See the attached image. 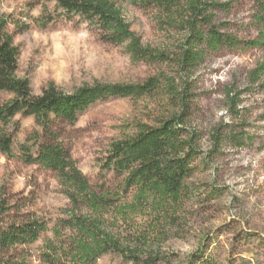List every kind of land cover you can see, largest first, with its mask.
<instances>
[{
	"label": "rangeland",
	"instance_id": "1",
	"mask_svg": "<svg viewBox=\"0 0 264 264\" xmlns=\"http://www.w3.org/2000/svg\"><path fill=\"white\" fill-rule=\"evenodd\" d=\"M214 1L219 5L209 10L211 25L234 43L216 48L202 44V61L181 70L176 60L189 35L182 13L168 16L157 8L141 9L127 0L117 1L140 44L167 55L163 60L138 59L131 55L127 42L115 45L102 40L79 17L55 15L47 25H39L40 21L33 19L44 16L41 0H0V16H9L7 31L19 48L16 74L29 79L34 95L49 82L72 92L95 83L135 85L156 79L157 86L145 95L98 101L74 123L58 124L60 140L96 190L102 183L114 190L120 181L100 167L110 144L137 132L142 124L155 126L179 112L177 100L171 97L173 88H185L190 94L186 97L190 106L185 127L199 135V155L188 179L192 197L176 209L161 207L148 198L147 204L131 210L136 203L131 191L115 202L126 206L124 214L115 211L104 216L109 230L135 248L139 264L149 257L157 258L159 264H187L189 255L200 248L213 264H264V92L242 95L239 121L230 117L224 95L229 85L243 87L248 72L264 59V47L245 45L261 31L256 19L259 8L256 0ZM48 11L54 13L53 3L48 4ZM24 23L28 28L20 31L17 26ZM12 97L0 90V105ZM15 120L20 123L13 146L18 154L17 144L23 142L34 122L21 114ZM231 122L235 130L250 138L248 144L234 146L226 140L218 151H211L213 129ZM0 200L9 208L4 222L27 213L53 221L59 208L68 203L49 169L26 164L17 156L7 159L1 153ZM51 239L49 230L37 241L10 251L6 260L11 264H47L41 256L46 252L45 242ZM127 260L110 251L95 264H128ZM68 262L62 260L61 264Z\"/></svg>",
	"mask_w": 264,
	"mask_h": 264
},
{
	"label": "trees",
	"instance_id": "2",
	"mask_svg": "<svg viewBox=\"0 0 264 264\" xmlns=\"http://www.w3.org/2000/svg\"><path fill=\"white\" fill-rule=\"evenodd\" d=\"M44 16L34 18L45 26L56 16L81 21L92 26L101 39L111 44H123L131 55L138 59H167L162 52L153 53L140 44L139 38L129 29L118 0H41ZM141 9L157 8L166 15L182 13L186 18L189 35L180 57L176 60L181 70L197 66L203 59L200 46L216 48L232 45L233 38L218 32L211 21L209 10L216 7L214 0H127ZM53 3L54 13L48 11ZM259 13L257 22L261 25L258 38L245 42L246 46L264 47V0H256ZM59 10L58 14H55ZM56 15V16H55ZM9 16H0V90L13 94V97L0 105V153L7 159L20 158L26 164H36L49 169L56 176L61 192L68 203L59 208L57 217H40L27 213L19 219L4 222L9 208L0 200V264H11L6 260L9 252L18 246L31 244L49 230L52 239L45 242L42 261L47 264H95L96 260L110 251L128 259V264H139L135 248L125 244L114 235L105 224L108 213H125L124 205H115L121 194L135 192V206L147 204L152 198L161 207L176 209L182 202L192 197L188 179L195 171L194 161L199 150L196 141L198 133L185 127L190 94L185 88L177 91L170 86L172 96L177 100L179 112L169 118L161 119L155 126L142 124L137 132L112 142L110 149L100 164L105 172H112L120 181L114 190L102 183L96 190L84 176L71 157L70 150L60 140L57 131L59 123H74L92 104L113 97L141 96L157 86L154 78L144 84L122 85L103 84L83 85L72 92L60 90L54 82H49L41 93L34 95L30 81L18 77L17 60L19 48L13 36L7 31ZM204 26L208 29L203 30ZM22 31L28 24L18 25ZM186 86H188L186 84ZM253 91L264 92V59L248 72L243 87L229 85L224 95L227 111L231 118L240 120V105L243 96ZM32 117L33 129L23 142L17 144L18 154L14 152V135L20 129L15 116ZM234 123H221L213 129L211 143L213 152L226 140L234 146H246L248 136L233 127ZM214 190H212L213 193ZM52 225L49 228V224ZM145 264H159L157 258L149 257ZM187 264H213L200 248L191 253Z\"/></svg>",
	"mask_w": 264,
	"mask_h": 264
}]
</instances>
